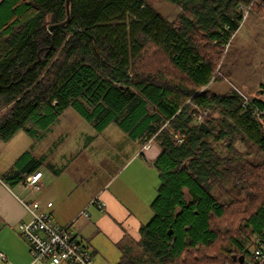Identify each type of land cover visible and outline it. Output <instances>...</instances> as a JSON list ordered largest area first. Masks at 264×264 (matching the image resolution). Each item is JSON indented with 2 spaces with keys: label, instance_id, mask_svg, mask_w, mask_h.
<instances>
[{
  "label": "trees",
  "instance_id": "1",
  "mask_svg": "<svg viewBox=\"0 0 264 264\" xmlns=\"http://www.w3.org/2000/svg\"><path fill=\"white\" fill-rule=\"evenodd\" d=\"M167 1L181 7L178 22L147 0H70L69 22L49 34L66 19L67 0H2L0 141L19 131L42 138L70 107L98 133L115 123L133 140L155 139L162 150L154 216L141 227L140 256L128 250L117 264H192L193 254L196 263L211 261L199 251L219 239L213 222L228 204L212 189L224 181L238 189L244 222L242 237L226 230L220 264H238L235 255L264 235V162L245 161L235 148L240 140L264 152V95L248 104L237 89L206 87L220 59L208 52L218 47L221 56L253 0ZM255 7L264 15V0L249 11ZM16 163L22 173L40 167L29 151Z\"/></svg>",
  "mask_w": 264,
  "mask_h": 264
},
{
  "label": "crops",
  "instance_id": "2",
  "mask_svg": "<svg viewBox=\"0 0 264 264\" xmlns=\"http://www.w3.org/2000/svg\"><path fill=\"white\" fill-rule=\"evenodd\" d=\"M89 125L90 131H81L86 135L83 141L58 132L59 140L38 141L15 157L10 167L0 163V252L4 256L0 264H48L33 262L29 244L19 233V223L30 219L21 199L39 201L60 226L73 223L80 241L92 252L93 264H117L124 252L140 249L141 227L154 216L151 204L161 183L154 162L162 149L155 139L133 140L126 133L127 140L118 142L120 133L109 130L111 124L100 133ZM51 131L55 133L54 125L41 139H47ZM3 143L0 141V151ZM27 151L40 160V167L22 173L16 162ZM109 155L110 161H117L113 168L102 165ZM81 156L85 157L83 163L78 162ZM93 164L97 166L91 167ZM36 171L43 173V188L32 192L23 182ZM18 173L26 178L17 181ZM48 202L52 207H46Z\"/></svg>",
  "mask_w": 264,
  "mask_h": 264
},
{
  "label": "rangeland",
  "instance_id": "3",
  "mask_svg": "<svg viewBox=\"0 0 264 264\" xmlns=\"http://www.w3.org/2000/svg\"><path fill=\"white\" fill-rule=\"evenodd\" d=\"M147 1L169 21H179L180 15L182 13V9L179 5L167 0ZM245 19L247 20L241 27L239 34L234 35L230 44L222 48L221 52L219 53L221 56L214 55L216 51L219 52L218 47H214L212 48L213 51L208 52L209 57H220L216 69L218 70L215 77L216 79L206 87V89L210 90V92L227 94L232 89H237L242 91L249 99L264 95V15H262L259 9L255 7L251 12H249V16H246ZM202 44L205 46L211 45L206 39L202 40ZM2 114L3 112L0 115ZM68 119L73 120V122H70ZM58 121L57 122L59 124L54 125L55 133L52 131V133H47L48 138L45 139L44 137L45 140L32 137L25 131H19L11 140H9L10 142L8 141L3 143L4 145L2 144V149L0 151L1 165H9L10 167L13 164L15 157H17L25 149L35 147V145L39 143L38 141H40L42 144L52 143L59 137L58 132H64V134L68 136L67 139H70V136L73 135L77 137L76 139L83 141L86 135L84 133L82 134L81 131H85L87 133V130L90 131L91 129L89 125L90 123L82 118L71 107L62 114ZM111 129H114L120 133L121 137H117L118 142H124L127 140L126 137H124L127 136L125 132L122 131L115 123L110 125L109 130ZM218 145L221 147V154L227 155L228 152L227 148L225 147L226 144L223 146V144L218 143ZM39 147L42 148V145L40 146L39 144ZM43 147L44 148L42 149L45 150V146ZM235 148L236 152H238V154H240L242 158L245 159V161H249L253 164L264 162V152L259 148V146L251 142L237 140ZM37 154H40V152ZM80 158L82 159H79L78 162L83 163L85 161H83L85 157L81 156ZM109 158L110 155L105 158L106 162H102V165H110L112 168L115 167L117 165V161H110ZM96 166V164L91 165V167ZM159 183L160 181H158V185ZM157 187L159 188V186ZM212 192L218 201L226 202L228 205L227 213L224 218L215 220V223L213 222L215 228L221 232L219 234V239L210 247H202L201 251H199V253L203 251V253L206 255V258L208 259L212 257L211 261L202 260L203 264H220L223 261L221 254L226 250L225 248L228 243L229 235H225L228 227H233V230L235 229L232 233L233 235L239 237H242L243 235V231L237 229H240L241 223L244 221L239 223L238 221L240 218L236 215L239 210H241V214H243V209H241L238 204H234V202L238 199V189L231 187L229 183L224 181L222 183L215 184L213 186ZM244 213L246 212L244 211ZM222 234L223 236H221ZM136 250H138V248H136ZM140 253L141 249L136 251L134 254L139 255ZM216 255L218 257L214 258ZM194 257H196L195 254L191 255L190 262L192 264H200L196 263L198 261H194L196 260Z\"/></svg>",
  "mask_w": 264,
  "mask_h": 264
},
{
  "label": "built area",
  "instance_id": "4",
  "mask_svg": "<svg viewBox=\"0 0 264 264\" xmlns=\"http://www.w3.org/2000/svg\"><path fill=\"white\" fill-rule=\"evenodd\" d=\"M254 1L248 6L247 13ZM250 100L245 96L246 102ZM42 174V171H36L29 175L23 182L24 187L32 192L42 190ZM21 201L30 219L20 222L18 230L30 246L33 262L93 264L92 252L80 241L73 223L60 226L54 221L51 212L44 209L39 201L23 199ZM52 205V202H48L46 207L50 208ZM100 206H103V203H100ZM0 258H4L1 252ZM238 264H264V235L253 238L248 254L245 255L243 262Z\"/></svg>",
  "mask_w": 264,
  "mask_h": 264
},
{
  "label": "water",
  "instance_id": "5",
  "mask_svg": "<svg viewBox=\"0 0 264 264\" xmlns=\"http://www.w3.org/2000/svg\"><path fill=\"white\" fill-rule=\"evenodd\" d=\"M66 7H67V17H66V19L63 20V21H61V22H57V23L51 24L49 26V31H48L49 34H51L52 31H54V29L59 28V27L65 25L67 22H69L70 15H71V12H70V0H67ZM202 126L205 128L206 132H208L210 130L209 127L205 123H203V122H202ZM171 231L172 230H170L169 233H171ZM243 259H244V256L243 255L239 256L240 262H242Z\"/></svg>",
  "mask_w": 264,
  "mask_h": 264
},
{
  "label": "bare ground",
  "instance_id": "6",
  "mask_svg": "<svg viewBox=\"0 0 264 264\" xmlns=\"http://www.w3.org/2000/svg\"><path fill=\"white\" fill-rule=\"evenodd\" d=\"M249 12H250V11H249ZM248 14H249V13H247V12L245 13V17H244V19L246 18V16H248ZM236 33H237V31H236V32L233 34V36H234V35H236ZM239 92H240V93H241V95H242V96H244V98H245V95H244V93H243V92H241V91H239ZM246 103H248V104H249V103H250V101H248V102H246ZM200 118H201V117H200ZM203 123H205V122H203ZM205 124H206V123H205ZM206 125H207V124H206ZM207 126H208V125H207ZM101 203H102V202H101ZM48 210H49V209H48ZM90 251H91V250H90ZM243 256H244V255H243ZM92 257H93V255H92ZM244 257H245V256H244ZM234 260H235V261L239 260V256H238V255H235V257H234ZM243 260H244V259H243ZM239 262H240V260H239ZM242 262H243V261H242ZM242 262H240V263H242Z\"/></svg>",
  "mask_w": 264,
  "mask_h": 264
}]
</instances>
